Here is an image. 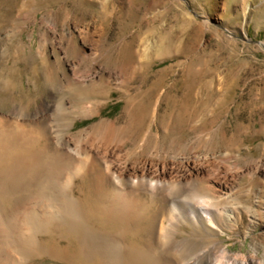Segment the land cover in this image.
Listing matches in <instances>:
<instances>
[{
  "label": "rangeland",
  "instance_id": "rangeland-1",
  "mask_svg": "<svg viewBox=\"0 0 264 264\" xmlns=\"http://www.w3.org/2000/svg\"><path fill=\"white\" fill-rule=\"evenodd\" d=\"M74 66L97 82L61 88ZM121 67L135 79L111 77ZM64 97L100 106L64 115L72 137L128 123L115 160L190 161L204 170L195 192L238 207L239 224L220 237L194 238L184 224L180 240L249 252L264 237V0H0L1 111L34 114Z\"/></svg>",
  "mask_w": 264,
  "mask_h": 264
},
{
  "label": "bare ground",
  "instance_id": "bare-ground-1",
  "mask_svg": "<svg viewBox=\"0 0 264 264\" xmlns=\"http://www.w3.org/2000/svg\"><path fill=\"white\" fill-rule=\"evenodd\" d=\"M73 70L61 88L97 82V73ZM128 70L111 77L131 82ZM81 104L89 116L101 113L98 102L68 97L44 100L34 114L22 106L0 109V264H264L262 236L249 252L212 240L240 217L238 207L219 210L212 197L195 192L203 168L183 160L174 167L118 162L114 144L128 123L104 120L72 137L75 123L64 115ZM80 180H90L88 190L79 189ZM184 224L194 238L201 232L212 239L180 240Z\"/></svg>",
  "mask_w": 264,
  "mask_h": 264
}]
</instances>
